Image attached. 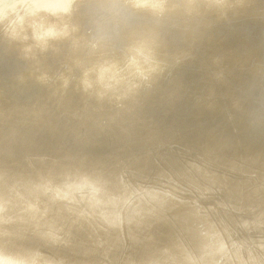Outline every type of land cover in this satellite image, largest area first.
Wrapping results in <instances>:
<instances>
[{"label":"clouds","instance_id":"9594fccd","mask_svg":"<svg viewBox=\"0 0 264 264\" xmlns=\"http://www.w3.org/2000/svg\"><path fill=\"white\" fill-rule=\"evenodd\" d=\"M0 264H264V0H0Z\"/></svg>","mask_w":264,"mask_h":264},{"label":"water","instance_id":"95a60500","mask_svg":"<svg viewBox=\"0 0 264 264\" xmlns=\"http://www.w3.org/2000/svg\"><path fill=\"white\" fill-rule=\"evenodd\" d=\"M180 119L183 120L184 118L181 117ZM207 119H209V121L211 122V118H207ZM172 120H173V117H166V118H164V124H165V126H167L169 123H171ZM185 123H188V121H185ZM193 134H195V133H193ZM108 150H109V145L108 144H102V145L98 146L95 149V151L97 153H103V152L108 151Z\"/></svg>","mask_w":264,"mask_h":264}]
</instances>
